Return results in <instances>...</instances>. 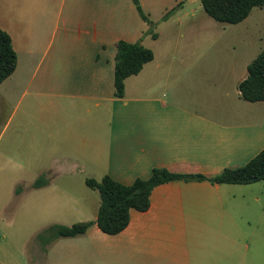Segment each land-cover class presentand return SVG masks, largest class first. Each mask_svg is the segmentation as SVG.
<instances>
[{"label": "crops", "instance_id": "obj_1", "mask_svg": "<svg viewBox=\"0 0 264 264\" xmlns=\"http://www.w3.org/2000/svg\"><path fill=\"white\" fill-rule=\"evenodd\" d=\"M183 1L154 39L132 0H0V28L18 57L0 85V180L12 185L0 208V264H264V235L241 230L264 220L263 182L158 186L150 208L132 210L114 236L94 224L44 247L41 232L20 244V231L9 230L34 218L49 227L96 221L100 199L88 178L132 185L155 168L210 178L264 149V102L239 91L255 59L249 47H234L231 63L212 75L215 47H173L184 20L207 22L201 1L140 3L159 21ZM140 40L154 60L116 98V45ZM63 178L69 187L54 182ZM38 179L47 183L36 188ZM255 191L254 202H241Z\"/></svg>", "mask_w": 264, "mask_h": 264}, {"label": "trees", "instance_id": "obj_2", "mask_svg": "<svg viewBox=\"0 0 264 264\" xmlns=\"http://www.w3.org/2000/svg\"><path fill=\"white\" fill-rule=\"evenodd\" d=\"M205 12L215 21L225 24H240L245 21L255 8H263L264 0H200ZM140 18L148 26L145 35L158 37V26L174 16L183 6L184 1L170 10L162 19L154 21L145 13L140 0H132ZM115 97L124 98L125 81L138 75L144 66L154 60V53L145 47L141 40L130 43L119 41L116 45ZM18 57L12 39L0 28V85L16 70ZM244 101L264 102V49L249 64L248 77L239 85ZM213 184L251 185L264 182V149L244 166L226 168L214 177L201 174H181L165 168H155L149 179H137L132 185H124L109 176L102 180L88 178L86 185L99 193L100 207L96 221L80 222L72 226L57 225L38 234L37 241L44 247L61 238H73L84 235L96 224L107 235H118L130 223L132 210L140 212L150 208V196L153 190L172 182H202ZM45 179H38L34 187L46 184Z\"/></svg>", "mask_w": 264, "mask_h": 264}, {"label": "rangeland", "instance_id": "obj_3", "mask_svg": "<svg viewBox=\"0 0 264 264\" xmlns=\"http://www.w3.org/2000/svg\"><path fill=\"white\" fill-rule=\"evenodd\" d=\"M203 15L206 18L207 22H204L200 17L193 21H191L190 19H186L184 20L183 24L176 27V41L173 47H215L208 53V59L211 61L212 66V75L223 68H227V66L231 63V59L235 55L234 47H249V58H256L264 49V7L255 8L245 21L236 25L223 24L213 20L207 14ZM192 26H194V28L196 29L195 31H191L193 30ZM5 115L3 116L4 124L6 122ZM2 149V146H0V152L2 151ZM31 174H33V171H31ZM30 180V182H33L34 179ZM54 182L60 188L69 187L70 184L69 179L66 178ZM261 185L264 186V182ZM11 188V181L0 180V208L8 205L11 202L8 193ZM257 194V191H255L254 193H250L247 195V199L241 202L248 203L249 205L250 203L254 202L253 198ZM32 195L33 192H31V194H29L28 196L30 197ZM95 195L97 200H99V193L95 192ZM244 214L246 215L247 213L244 212ZM50 224V221H46L45 223L41 222V224H39L34 218L32 219V222L26 223L24 227H22V224H18L16 222V225L18 227L13 224V226L9 228V230L11 231L12 229H14L15 232L17 230L20 231V234L16 233L15 238L18 240V242H20V244H23L22 240L24 237L28 235L33 236L37 232L42 233L49 227ZM19 228L21 229L19 230ZM241 230L243 232H248L249 235L255 234L257 235V237L258 235L262 236L264 235V220L258 224V227H256L254 223L252 225L243 224L241 226ZM22 232H24L25 234H22ZM31 248L26 247V250L32 257V260H35ZM111 264L120 263L116 260H112Z\"/></svg>", "mask_w": 264, "mask_h": 264}]
</instances>
